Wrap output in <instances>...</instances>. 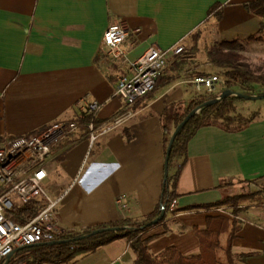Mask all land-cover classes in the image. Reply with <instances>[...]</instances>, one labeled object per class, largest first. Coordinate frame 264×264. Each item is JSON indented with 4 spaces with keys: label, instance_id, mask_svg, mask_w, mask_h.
<instances>
[{
    "label": "crops",
    "instance_id": "crops-1",
    "mask_svg": "<svg viewBox=\"0 0 264 264\" xmlns=\"http://www.w3.org/2000/svg\"><path fill=\"white\" fill-rule=\"evenodd\" d=\"M248 1L0 0V137L72 121L90 99L104 103L98 125L122 110L123 101L115 93L123 71L103 48L112 20L129 29L124 49L136 60L153 44L166 51L188 44L202 25L218 42L256 34L261 18L245 9ZM216 3L224 4L219 22L208 14ZM182 55L161 76L156 91L137 103L130 122L100 136L92 149L84 138L60 150L61 165L52 172L61 191L53 215L58 231L140 218L161 206L166 175L162 115L174 103L185 108L196 95L190 75L201 70ZM258 111V120L241 132L200 129L187 157L176 159L172 173L185 161L178 206L146 233L153 255L171 246L185 256L199 254L195 228L205 229L209 217L220 215L217 206L207 205L263 187L264 105ZM124 194L128 208L117 202ZM242 207L237 214L230 208L232 224L217 251L220 264H264V203ZM75 264L142 263L128 241L119 239Z\"/></svg>",
    "mask_w": 264,
    "mask_h": 264
},
{
    "label": "trees",
    "instance_id": "trees-1",
    "mask_svg": "<svg viewBox=\"0 0 264 264\" xmlns=\"http://www.w3.org/2000/svg\"><path fill=\"white\" fill-rule=\"evenodd\" d=\"M245 9L261 18L258 32L245 39L223 40L218 44L211 45L207 50L208 63L214 67L222 69L227 82L223 90L211 95L196 94L185 106L180 107L179 103H174L167 107L162 115V126L164 131V144L167 151L170 146L171 137L175 129L193 112L195 115L184 125L178 133L171 149L168 164V176L165 177L163 199L161 206L154 212L140 218L126 217L120 221L102 224L94 227L82 229H67L56 234L52 240L44 244L25 247L18 251L9 262L3 264H75L84 256L97 252L103 246L119 239H126L130 247L136 252L142 264H220L217 251L221 246V235L231 227L230 217L216 215L208 218L205 229L195 228L201 242V252L193 256L183 255L178 248L168 247L159 255H153L148 247L150 237L146 233L164 221L155 223L162 214V207H166V212L170 208L172 200L180 195L177 191L178 181L185 166V161L180 164L177 170L172 173L175 161L178 158H186L190 141L198 131L204 127L217 126L225 131L237 133L246 130L253 122L258 120L260 112L253 111L250 114L239 112L238 104L247 100L245 96H253L254 85H260L264 95V77L255 76L242 68L244 55L237 49L242 48L243 42H264V0H252L244 3ZM209 17L216 21H221L224 16V4L216 3L209 9ZM201 33L193 35L196 40L194 51H199L198 42ZM210 75L207 70L201 69L190 75L192 79L197 76ZM160 82V80H159ZM155 89L148 95L153 94ZM231 91L227 96L221 98L223 93ZM220 100L206 104L212 100ZM81 119L80 136L87 138L89 118ZM44 129V128H43ZM126 137L130 139L132 134L126 132ZM15 137H0V142L8 141ZM78 136L73 135L64 139L57 146L61 150ZM61 157V155H60ZM259 202L264 203V184L261 189L228 196L207 207L228 206L233 214L242 210L243 204ZM45 198L38 197L33 201L16 208L13 211V219L22 224L39 215L47 206ZM199 207V206H198ZM197 208V207H195ZM22 215V217H21ZM116 228L112 231H104L93 234L95 231L106 228ZM91 235L88 238L77 240L80 237Z\"/></svg>",
    "mask_w": 264,
    "mask_h": 264
},
{
    "label": "built area",
    "instance_id": "built-area-1",
    "mask_svg": "<svg viewBox=\"0 0 264 264\" xmlns=\"http://www.w3.org/2000/svg\"><path fill=\"white\" fill-rule=\"evenodd\" d=\"M129 36L130 31L123 23L112 20L103 38L106 56L123 71L115 93L123 101L119 113L98 125L104 103L90 99L86 101L80 115L72 121H56L37 133L0 143V264L7 261L9 256L13 257L19 248L52 240L56 234L61 233L53 219L60 199H53L43 185L61 165L60 150L57 149L59 143L73 135L78 138L69 145L77 144L85 138H80V118H89L86 137L92 149L100 136L126 125L136 117L137 103L155 89L161 76L169 71L173 60L185 52L184 46L166 51L153 44L138 59L130 60L124 49ZM226 82L225 76L221 74L197 76L191 80L196 94L203 95L221 92ZM38 197L48 201L39 215L24 224L13 219L16 208ZM117 202L124 208L129 207L126 194L121 195ZM177 206L178 200L174 199L169 209L175 211ZM215 210L220 215L231 216L228 206H217Z\"/></svg>",
    "mask_w": 264,
    "mask_h": 264
},
{
    "label": "rangeland",
    "instance_id": "rangeland-1",
    "mask_svg": "<svg viewBox=\"0 0 264 264\" xmlns=\"http://www.w3.org/2000/svg\"><path fill=\"white\" fill-rule=\"evenodd\" d=\"M210 24V23H209ZM201 38H199L198 46L199 51L192 50V46L195 45L196 41L193 38L189 39V43L184 45L185 53L182 55L186 61H189L190 64L195 69H204L207 70L209 74H221L223 75V70L214 67L212 64L208 63L207 59V50L211 45L218 44L219 42L215 40L212 36L213 31L210 33L206 32L209 30V27L205 25L200 27ZM203 34V36H202ZM242 48L237 50L244 55L242 60V68L245 69L248 73L255 76L264 77V42H243ZM224 76V75H223ZM253 91V96L259 97L262 96L263 89L260 85L255 84ZM264 105L263 99H247L244 102L238 104L239 112L244 114H250L253 111L260 110ZM259 107V108H258ZM82 139V136H80ZM62 157H60V160ZM60 182L55 177L53 173L50 178L44 183V189L50 194L53 199H57L61 195L60 191ZM240 186L238 190H242ZM58 210V207L55 208V211Z\"/></svg>",
    "mask_w": 264,
    "mask_h": 264
},
{
    "label": "water",
    "instance_id": "water-1",
    "mask_svg": "<svg viewBox=\"0 0 264 264\" xmlns=\"http://www.w3.org/2000/svg\"><path fill=\"white\" fill-rule=\"evenodd\" d=\"M229 93H231V91H227V92H225V93H223V96L221 97V98H223V97H225V96H227ZM247 99H263L264 98V95H262V96H259V97H255V96H245ZM221 98H218V99H216V100H212V101H210V102H208V103H206L207 105L208 104H211V103H214V102H216V101H218V100H220ZM197 112V110L196 111H193L176 129H175V131H174V133H173V135H172V137H171V141H170V146H169V149H168V151H167V155H166V159H165V170H166V175H165V177H167L168 176V164H169V160H170V155H171V149H172V145H173V143H174V141H175V139H176V137H177V135H178V133L181 131V129L184 127V125L186 124V123H188L189 122V120L195 115V113ZM165 214H166V207L165 206H163L162 207V214H161V216L155 221V223H157V222H159L160 220H162L163 219V217L165 216ZM116 228H112V227H110V228H106V229H100V230H97V231H95L93 234H99V233H101V232H104V231H112V230H115ZM91 235H87V236H83V237H80V238H78L77 240H82V239H85V238H88V237H90ZM45 242H41V243H36V244H32V245H30V246H34V245H39V244H44ZM30 246H28V247H30ZM25 247H22V248H19L18 249V251H20V250H22V249H24ZM11 258H12V256H9L8 257V259H7V262H9L10 260H11Z\"/></svg>",
    "mask_w": 264,
    "mask_h": 264
}]
</instances>
